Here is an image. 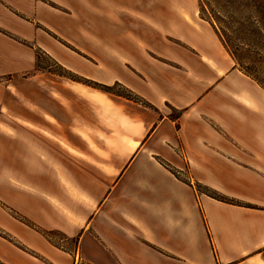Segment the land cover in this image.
<instances>
[{"label":"crops","instance_id":"0c3cea01","mask_svg":"<svg viewBox=\"0 0 264 264\" xmlns=\"http://www.w3.org/2000/svg\"><path fill=\"white\" fill-rule=\"evenodd\" d=\"M57 3L72 16L42 22L76 50L39 46L140 100L47 72L17 103L0 83L22 118L0 116V264H264V104L214 27L188 0Z\"/></svg>","mask_w":264,"mask_h":264},{"label":"rangeland","instance_id":"374dc122","mask_svg":"<svg viewBox=\"0 0 264 264\" xmlns=\"http://www.w3.org/2000/svg\"><path fill=\"white\" fill-rule=\"evenodd\" d=\"M55 1L54 0H0V53H1L0 64L2 65V67L6 69L5 71H7L9 70L8 68H10V65L11 68H13V66L16 63V67L13 72L0 73V83L8 84V81L11 79L15 83H18L19 90L13 89V93L17 96V98H19L17 103L24 102L22 98L25 95L24 93H25L26 81L29 80V78H31L34 75H40L42 73H47V72L52 73L59 77L60 76L66 77L74 81L83 82L84 84H87L93 88L99 89L104 92H109L117 95L128 93L129 90L119 83H116L115 85H111V86L103 84L104 86H110V88L97 87L93 83L94 82L93 80L83 78L77 75L76 73L65 69L53 55H51L50 53L45 51L41 46H39V44L36 41L37 39L36 37L46 36L63 49L69 48L71 50H76V47L72 40L74 38L73 25L68 26L69 29H67V33L71 35V37L67 38L61 35V33H59L57 30L51 28L50 26L44 25L42 22V19L45 20L49 18L48 20H57L59 16L68 15L65 12H71V16H72V10H69L65 6L60 5L59 3H57V0ZM108 1H112L114 3L113 6L116 7L120 5L119 2H126V1L132 2L134 0H108ZM143 1H149V0H143ZM176 1H183V0H176ZM188 1L193 2V6L195 10L198 11L199 17L208 21L211 25H212L211 22H213L214 25L212 26L214 27V29L217 31V33L218 31L220 32L221 28H223V24L221 25L216 20V18L213 15V12L211 11L212 9L210 5L206 1L204 0H188ZM202 3L205 9H203L201 5ZM131 12H136V11L132 10ZM187 17L189 18V16ZM259 24L260 23H258L257 25ZM247 42L249 41L245 42V40L243 39L237 40V43H239L241 47L242 46L244 47V48L240 47V50H238V52H241L242 54L243 64L246 66H250V67L255 66V68L263 69L264 68L263 63L257 62L253 64L251 62L252 58L250 55L251 54L253 55L254 52H264V41L261 42L256 38L254 39V41H252L253 44L252 46H250ZM226 47L230 51V54L233 57L239 71H241L242 74L246 75L242 70L241 62L236 58H234V56L232 55L231 48L228 45H226ZM13 56L17 57V62L12 60L10 63V58ZM246 76L249 77V79H251L253 83L252 88H254V90L258 92L259 97L264 104V88L252 77L248 75ZM18 105L19 104H17L16 107ZM0 108H2L0 109L1 110L0 116H2L4 121H7L8 123L11 122L14 124L16 122L21 121L20 120L22 119L21 117L16 116L15 114L12 113L13 110H11L9 104L3 103L2 106H0ZM255 111L258 117L264 118L263 113L257 110ZM258 148L259 149L262 148L264 150V146L262 147L259 146ZM225 154L228 155V152H226ZM247 154H248L247 159H251V157L249 156L250 154L249 153ZM251 155L256 156L257 162L253 160L254 164L258 165L259 163H264L263 154L259 152L257 153L251 152ZM240 165H249V164L245 163L244 161H241ZM237 170L238 173L244 177V180L246 179L247 181H249V177L246 176V174L249 176H251V174L247 169L240 166L237 168ZM180 176L182 178H185L182 175ZM195 185L198 191L203 193L208 192L214 194L215 192H217V194L232 197L230 195L224 194L208 186H200L197 184ZM208 193L206 194L208 195ZM232 198L236 199L241 204L243 203L250 204L241 201L236 197H232Z\"/></svg>","mask_w":264,"mask_h":264},{"label":"trees","instance_id":"16d2710c","mask_svg":"<svg viewBox=\"0 0 264 264\" xmlns=\"http://www.w3.org/2000/svg\"><path fill=\"white\" fill-rule=\"evenodd\" d=\"M206 1L213 12L216 20L222 25L220 32L224 43L228 45L232 50V55L234 58L239 60L242 64L243 72L256 80L263 88H264V68H255V66H246L242 61V54L238 52L240 50L241 45L237 43V40L243 39L250 46H252V41L254 39H258L261 42L264 41V0H204ZM203 9L204 5L201 4ZM212 25L213 22H211ZM260 23L259 25H257ZM241 48H244L243 46ZM249 50V49H246ZM251 56V62L263 63L264 65V52H254ZM97 87H106L110 88V86H104L99 82H93ZM123 96L129 97L131 99L139 100V97L134 95L132 92H128L126 94H121ZM208 193V192H206ZM208 195L212 196L215 199L220 201H224L227 203L235 204V205H245L250 206V204H241L236 199L217 194V192L208 193Z\"/></svg>","mask_w":264,"mask_h":264}]
</instances>
